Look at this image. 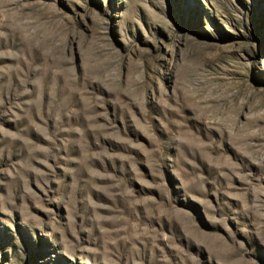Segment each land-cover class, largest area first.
<instances>
[{"label": "rangeland", "instance_id": "rangeland-1", "mask_svg": "<svg viewBox=\"0 0 264 264\" xmlns=\"http://www.w3.org/2000/svg\"><path fill=\"white\" fill-rule=\"evenodd\" d=\"M0 264H264V0H0Z\"/></svg>", "mask_w": 264, "mask_h": 264}]
</instances>
